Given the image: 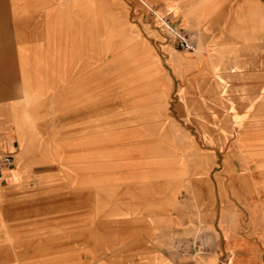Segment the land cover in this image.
<instances>
[{
  "label": "rangeland",
  "instance_id": "1",
  "mask_svg": "<svg viewBox=\"0 0 264 264\" xmlns=\"http://www.w3.org/2000/svg\"><path fill=\"white\" fill-rule=\"evenodd\" d=\"M226 1L0 0V264H226L233 225L264 247V0Z\"/></svg>",
  "mask_w": 264,
  "mask_h": 264
},
{
  "label": "crops",
  "instance_id": "2",
  "mask_svg": "<svg viewBox=\"0 0 264 264\" xmlns=\"http://www.w3.org/2000/svg\"><path fill=\"white\" fill-rule=\"evenodd\" d=\"M173 1L177 2L178 6L181 7V9H182L181 10V13L183 14V12L185 13L186 10H188L189 8L195 7L197 1H199V0H146L147 4L149 6L153 5L154 7H158L161 10H163L164 12L169 13V14H171V13L168 12V9L169 8H168V5L167 4H169L170 2H173ZM225 1L226 0H210L211 3L208 6V13L205 16L206 17V20H204L205 21L204 22L205 24L209 23L210 22V19H212V20L214 19V21H213L214 23H219V21H221V19H223V17H224L223 12L221 14L219 11L221 9H224V6L226 4ZM252 1H254V0H252ZM258 1L260 2V0H258ZM232 2L234 3L233 6H232ZM229 3H231V8H230L231 9V12H232V9H233V12L231 13V15H234L233 17H234V19L236 20V22L238 24V21L236 19L237 18V15L243 14V12H246V10H247L248 7L245 4V0H234V1H231ZM253 7L256 8L254 6V4H253ZM259 7H260V5L258 6V4H257V9ZM242 10H244V11H242ZM215 15H217V16L215 17ZM174 18H175V16H174ZM176 18H178L180 20L179 17H176ZM191 18H192L191 23L193 25H195L197 23V21L195 20V18L193 16ZM226 225H230V224H226ZM233 226L231 228L222 227L223 237H224V245H223V247H224V251L226 252V254L229 257V260L227 261L226 264L229 263L231 256H230V253L226 250V247H225L226 246L225 245L226 244L225 243L226 242V240H225V234H229V236H231L233 238L236 237V238H239V239H243L244 241L247 242V244L249 245L250 249H252L251 248V245H255L257 247L258 251H260V253H261V257H260L259 264H264V247H263L261 241L258 240L257 238H252L250 236H239V235H235L234 233H232V231H234L233 230V228H234ZM263 244H264V242H263ZM216 260H217V258H216ZM217 264H218V260H217Z\"/></svg>",
  "mask_w": 264,
  "mask_h": 264
},
{
  "label": "built area",
  "instance_id": "3",
  "mask_svg": "<svg viewBox=\"0 0 264 264\" xmlns=\"http://www.w3.org/2000/svg\"><path fill=\"white\" fill-rule=\"evenodd\" d=\"M181 45L186 47L188 50L195 51L196 47L192 41L182 39ZM14 158L12 156H6L4 158H0V167H11L13 165Z\"/></svg>",
  "mask_w": 264,
  "mask_h": 264
}]
</instances>
